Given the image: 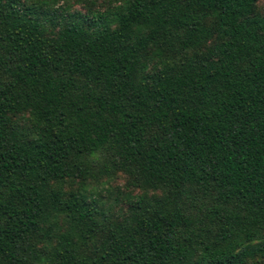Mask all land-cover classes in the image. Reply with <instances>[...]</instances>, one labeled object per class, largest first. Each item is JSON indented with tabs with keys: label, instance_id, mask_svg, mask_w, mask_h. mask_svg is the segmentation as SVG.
I'll list each match as a JSON object with an SVG mask.
<instances>
[{
	"label": "trees",
	"instance_id": "trees-1",
	"mask_svg": "<svg viewBox=\"0 0 264 264\" xmlns=\"http://www.w3.org/2000/svg\"><path fill=\"white\" fill-rule=\"evenodd\" d=\"M259 1L0 0V264H264Z\"/></svg>",
	"mask_w": 264,
	"mask_h": 264
},
{
	"label": "rangeland",
	"instance_id": "rangeland-1",
	"mask_svg": "<svg viewBox=\"0 0 264 264\" xmlns=\"http://www.w3.org/2000/svg\"><path fill=\"white\" fill-rule=\"evenodd\" d=\"M45 1V2H44ZM37 4H43L44 8L56 12H79L85 14L92 11H105L112 3V0H35ZM264 11V0L257 3V12ZM95 184V183H92ZM92 189L91 199H97V208L111 206L116 213H126L125 197L130 193L136 195L141 193V190H131L125 185V177L116 175L112 178H102ZM125 194V197H124ZM151 195V193H149Z\"/></svg>",
	"mask_w": 264,
	"mask_h": 264
}]
</instances>
